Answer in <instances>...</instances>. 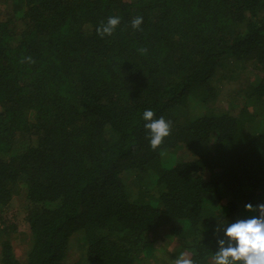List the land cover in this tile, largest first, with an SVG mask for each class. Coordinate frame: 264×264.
<instances>
[{"label": "trees", "instance_id": "trees-1", "mask_svg": "<svg viewBox=\"0 0 264 264\" xmlns=\"http://www.w3.org/2000/svg\"><path fill=\"white\" fill-rule=\"evenodd\" d=\"M260 204L264 0H0V264H210Z\"/></svg>", "mask_w": 264, "mask_h": 264}, {"label": "clouds", "instance_id": "clouds-1", "mask_svg": "<svg viewBox=\"0 0 264 264\" xmlns=\"http://www.w3.org/2000/svg\"><path fill=\"white\" fill-rule=\"evenodd\" d=\"M142 22L143 18L137 16L131 21V26L133 29H139ZM119 24V17H109L106 24H102L96 31L101 37L111 36ZM146 51L147 49H140L141 53ZM26 60L34 63L30 57ZM154 116L151 110L143 113V119L148 121L144 126L149 130L150 147L156 150L171 134V122L163 117L154 119ZM245 208L248 211L254 210L252 204H246ZM255 210L259 212L258 217L239 219L226 227L224 234L228 239V246L225 247V242L220 240L219 250L211 258L210 264H264V204L257 205ZM174 264H197V262L190 255L180 253Z\"/></svg>", "mask_w": 264, "mask_h": 264}, {"label": "rangeland", "instance_id": "rangeland-1", "mask_svg": "<svg viewBox=\"0 0 264 264\" xmlns=\"http://www.w3.org/2000/svg\"><path fill=\"white\" fill-rule=\"evenodd\" d=\"M237 85H235V83H231L230 85L226 86L222 91H221V95H222V99L224 96H226V94L229 92V90L232 92V88H236ZM227 104V102L222 103V107H225ZM221 107V106H220ZM13 204H21L22 200L19 199H14L13 200ZM18 202V203H17ZM15 206L13 205V207L11 208L9 215H14L16 214L15 212ZM19 218V217H18ZM19 223V219L17 221ZM3 235L0 234V239ZM4 237V236H3ZM9 239L11 241V244L13 246L14 249V254L15 257L22 263H24L26 261V254H27V250L29 248V243L26 241V234L23 233L20 229L18 232L13 233L12 235H9ZM169 250H172L171 248H169ZM185 253V252H184ZM187 254V253H186ZM156 257L158 258L157 263L156 264H168L171 263L170 262V255L168 254H164V251H162L161 249L157 250L156 253ZM164 259V260H163ZM174 260V259H173Z\"/></svg>", "mask_w": 264, "mask_h": 264}]
</instances>
